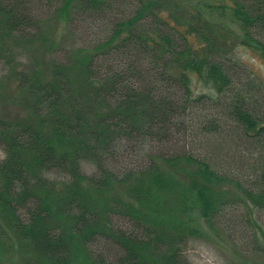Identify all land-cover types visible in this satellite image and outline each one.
I'll return each mask as SVG.
<instances>
[{"label":"trees","instance_id":"1","mask_svg":"<svg viewBox=\"0 0 264 264\" xmlns=\"http://www.w3.org/2000/svg\"><path fill=\"white\" fill-rule=\"evenodd\" d=\"M90 15L103 36L55 57ZM239 48L264 62V0H0V264H189L200 220L264 264V79Z\"/></svg>","mask_w":264,"mask_h":264},{"label":"rangeland","instance_id":"2","mask_svg":"<svg viewBox=\"0 0 264 264\" xmlns=\"http://www.w3.org/2000/svg\"><path fill=\"white\" fill-rule=\"evenodd\" d=\"M214 20L219 22L228 29L232 30L236 36L241 37L240 29L230 21L221 20L218 16ZM105 31L104 24L97 20L95 16L79 17L74 24V29L62 28L58 32V37L65 33L66 38L63 39L62 45L58 50H56L54 56L62 57L64 50L72 46H84L90 45L96 42L103 36ZM17 59L19 61L30 60L32 56L23 48H18L16 50ZM236 58L244 61L250 65L253 72L264 79V62L258 58L254 51L247 52L242 48H239L236 53ZM7 67L0 61V80L6 74ZM200 90V89H199ZM198 90V91H199ZM148 142H143L137 145V151L133 152V158L131 162L138 163L143 160L141 149L148 148ZM124 142L120 147V150L124 149ZM4 158V151L0 146V160ZM81 168L86 174H91L95 166L89 160L81 161ZM46 176L51 180L63 179V175L58 172H48ZM115 224L118 226H125V221L122 219H115ZM201 234L199 238L190 239L186 247V257L189 264H233L236 262L234 260V250L231 242L225 240L224 242L216 238L214 233L208 228V226L202 221H199V227Z\"/></svg>","mask_w":264,"mask_h":264}]
</instances>
